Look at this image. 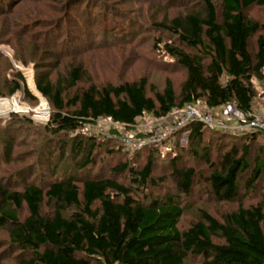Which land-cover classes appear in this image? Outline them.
<instances>
[{"label":"trees","instance_id":"trees-1","mask_svg":"<svg viewBox=\"0 0 264 264\" xmlns=\"http://www.w3.org/2000/svg\"><path fill=\"white\" fill-rule=\"evenodd\" d=\"M191 1L201 8L165 16L158 23L177 42L163 43V49L186 71L178 92L170 78L158 89L146 76L81 85L86 81L82 64L67 61L65 73H54L60 58L51 53L56 65L50 68L36 55L35 86L52 107L47 126L55 133L76 131L101 118L133 126L144 114L162 118L199 101L210 108L235 104L238 112L252 119L255 81L263 80L264 36L257 38L255 52L250 39L264 30V23L249 18L246 11L264 7V0ZM15 59L27 61L17 55ZM18 92L34 97L23 72L0 51V97ZM205 128L193 121L183 131L191 139H202ZM262 132L256 129L249 139ZM15 142L14 135L2 137L0 159H13ZM249 151V144L233 146L220 156L219 164L211 163L208 183L219 200L231 201L238 195ZM171 164L177 189L191 194L196 169L180 168L177 158ZM154 166L150 157L140 171L122 164L115 173L129 170L137 182L148 183ZM263 168L261 159L246 185ZM46 203L51 211L44 209ZM65 208L74 211L66 214ZM183 213L173 196L143 201L110 177L56 178L46 190L34 183L18 188L0 179V228L7 229L11 247L19 252L16 264H185L190 257L201 258L200 264H264V204H240L221 218L201 211L181 229Z\"/></svg>","mask_w":264,"mask_h":264},{"label":"rangeland","instance_id":"rangeland-1","mask_svg":"<svg viewBox=\"0 0 264 264\" xmlns=\"http://www.w3.org/2000/svg\"><path fill=\"white\" fill-rule=\"evenodd\" d=\"M0 51L12 59L15 70H21L34 95L26 98L22 92L1 99H16L21 107L0 111V141L4 135H14L16 144L12 160L0 159V179L22 188L34 183L45 190L62 177H110L128 186L140 200L173 196L183 207L179 227L187 228L198 219L201 211L216 217L244 206L264 204V168L258 178L246 185L256 164L264 159V129L252 125L264 117V82L255 81L252 119L240 112L230 114L225 107L210 108L204 102L197 109L212 112L216 126L205 125L202 139L189 138L183 127L174 128L173 119L179 110L163 118L144 114L133 126H122L107 118L98 119L76 131L53 132L48 126L52 107L37 91L32 59L47 63L50 68L65 73V62L82 64L86 81L119 83L146 76L150 83L162 89L170 78L179 91L186 77L185 69L163 49V43L175 37L158 28L165 16L186 9H200L191 0H0ZM33 14V15H32ZM249 18L264 23V7L253 6L246 11ZM260 30L250 39V50L257 49ZM162 42H159V41ZM207 43V41H206ZM188 51L196 53L195 50ZM15 55L27 61L16 60ZM61 55V57H58ZM187 125V124H186ZM260 129L253 140L251 132ZM165 135L159 140L155 137ZM155 139V141H153ZM249 144L248 168L239 178V193L231 201L219 200L210 192L208 178L211 163L219 164L220 156L231 147ZM208 153V156L206 155ZM90 157V158H89ZM155 161L152 179L137 182L129 170L115 173L116 167L127 164L140 171L148 158ZM177 158L180 168L197 171L191 194L176 187L172 162ZM88 164L84 165L85 161ZM46 211L52 207L46 203ZM74 208H65L69 214ZM24 214H22V217ZM18 251L9 243L6 228H0V264H16ZM201 258L190 257L185 264H200Z\"/></svg>","mask_w":264,"mask_h":264},{"label":"built area","instance_id":"built-area-1","mask_svg":"<svg viewBox=\"0 0 264 264\" xmlns=\"http://www.w3.org/2000/svg\"><path fill=\"white\" fill-rule=\"evenodd\" d=\"M262 73H263V82H264V66L262 68ZM220 107H225L226 112H228L230 114H234L237 112L235 104L229 103V104L222 105ZM220 107H218V108H220ZM175 110H179L177 117L176 116L174 117L173 123H172L175 125L174 126L175 129L180 128L182 126H185L186 124L193 122V121H199L205 125H209L212 127L216 126L212 112L208 111V110H202V109L199 110V109H197L196 104L188 105L183 109H175ZM171 113H169L168 115H170ZM166 116H164V117H166ZM252 125H255L261 129H264V117L258 118L257 120H255L253 122ZM164 136L165 135H161V136L155 137V139L159 140L161 137H164ZM155 139H153V141H155Z\"/></svg>","mask_w":264,"mask_h":264},{"label":"bare ground","instance_id":"bare-ground-1","mask_svg":"<svg viewBox=\"0 0 264 264\" xmlns=\"http://www.w3.org/2000/svg\"><path fill=\"white\" fill-rule=\"evenodd\" d=\"M21 107L16 99L7 100L1 99L0 100V111L12 109V108H19Z\"/></svg>","mask_w":264,"mask_h":264}]
</instances>
